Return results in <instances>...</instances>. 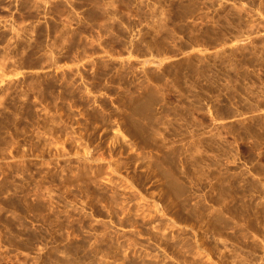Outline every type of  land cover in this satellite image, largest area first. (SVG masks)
<instances>
[{
	"label": "rangeland",
	"instance_id": "obj_1",
	"mask_svg": "<svg viewBox=\"0 0 264 264\" xmlns=\"http://www.w3.org/2000/svg\"><path fill=\"white\" fill-rule=\"evenodd\" d=\"M0 264H264V0H0Z\"/></svg>",
	"mask_w": 264,
	"mask_h": 264
}]
</instances>
